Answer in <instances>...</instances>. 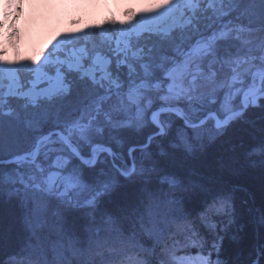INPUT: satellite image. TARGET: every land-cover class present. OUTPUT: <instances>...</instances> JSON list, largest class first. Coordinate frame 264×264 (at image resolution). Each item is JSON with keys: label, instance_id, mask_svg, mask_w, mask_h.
<instances>
[{"label": "rangeland", "instance_id": "rangeland-1", "mask_svg": "<svg viewBox=\"0 0 264 264\" xmlns=\"http://www.w3.org/2000/svg\"><path fill=\"white\" fill-rule=\"evenodd\" d=\"M0 1V64L15 65L17 67L27 65L31 67V61L42 59L40 55L42 52L54 53L55 55L52 59L55 61L57 58L64 59L71 53H79L81 49H86L93 58L99 57L101 64L105 61H110L108 67L113 72L119 70L125 93L127 92V85L131 84L132 81L129 79L128 62L117 65V57L124 60L122 52L117 49L118 41L121 44V48L128 40L133 45H138V47L128 53L129 61L141 59L154 62L161 60L165 56L171 58L176 55L174 44L160 42L157 39L159 35L171 34L175 44L183 43L187 47L191 43H195L197 39L219 32L227 26L233 29V35L222 38L218 42L212 56L203 62V71L206 73L216 72L219 79L225 77V74L230 70V64L233 62L243 59L247 61L245 66H259L262 63L260 58L264 56L263 28L251 30L247 26H236L232 20L235 19L232 16L238 14L244 15L250 20H261L264 22V0H212V7H207L209 0H201L200 7L194 15L188 9L183 10V26L186 27V30L182 33L177 27L180 17L173 18L171 16L174 12L177 15L179 14V10L176 9L175 5L167 12L160 9L148 11L164 3V0H104L102 4H99L97 0H51L49 5L44 0ZM183 2L184 0H177V3L182 4ZM188 18L191 19L189 26L187 25ZM238 28L242 30L239 33L240 38L235 35ZM133 52L139 53V57L134 56ZM56 67L58 65L55 63L47 65L46 70L49 76H55ZM62 71L67 74L66 69H62ZM140 71L142 72L143 69L140 68ZM97 75H102V72L97 71ZM19 76L24 91L33 87L32 80L35 79L34 76L27 72H21ZM69 79H71L70 76ZM248 83H250V77L246 76L245 87ZM47 86V79H43L35 84V89L39 92ZM7 91V82H5L0 87V92L7 93ZM225 92V89L217 88L216 99L210 101V105L219 108L224 101ZM91 96L90 89L81 85L71 88L68 93L56 99L55 102L45 101L38 105L30 104L27 108L24 104V97L6 96L5 99L11 101V103L8 107L0 110V156H3L0 158L15 157L16 160L18 154L23 155L24 150L28 148L27 145L29 146L32 143L33 138L31 139V135L35 131L34 124L37 122L43 131L49 127L54 128L52 130L54 133L56 131L58 133L64 131L66 124L80 118L84 108L91 103ZM40 99L43 98L41 97ZM240 100H242L240 95L232 97V102L236 106H239ZM158 103H162V101ZM181 107H184V105L182 104ZM9 112L12 114L8 115L7 113ZM173 114L176 115L175 112H171L170 115ZM101 118L105 119L103 116ZM150 118L151 112L149 113V122H151ZM159 119L161 121V114ZM169 120L167 119L168 123L164 120L165 124L161 121V126H169ZM214 127L215 122L212 121L208 128L189 129L182 125H175L174 131H176V137L183 146L186 143L191 146L192 143L214 138L215 134L218 133L213 130ZM117 128L130 129L128 127L111 126H105L102 130L93 129L91 133L92 139L102 140L105 145H109L107 139L119 134L116 131ZM49 133L50 131L46 134ZM56 139H58V136ZM77 139H79L78 136ZM116 142H113L115 147L121 148V146H117ZM79 148L82 149V152L88 151V155L91 154V148L87 142H81ZM9 154L10 157H4ZM137 154L140 155L141 160L146 161L145 170L141 173L137 168L127 178L138 177L137 175L141 177L144 173L145 175L146 173H155L159 176L164 172L162 162L151 166V158L149 157L152 154L149 151H139ZM56 155V152H52L50 153V159L43 160V157H40V159L43 160L45 165H54ZM107 155V152L100 155L98 158L99 165L105 164L104 160ZM15 160L13 163L15 169L7 173H13L16 169H19L20 174H23L24 169L16 164ZM14 173L16 176L17 170ZM114 179L105 180L102 183H111ZM16 185L14 187L9 185L12 188V192L17 190ZM20 191L21 197L25 198L22 188ZM178 193L180 194V191ZM27 199L30 200L32 206L33 200L38 202V207L35 211L37 210L43 216L36 223L41 224L43 220L41 228L50 230L52 228L49 224L50 221L55 225L63 224V221L58 218V214L57 218L52 217V215L53 213L56 215L54 209L58 206L64 207L69 206V204H64L55 197H41L37 193H28ZM210 204L207 205L209 206ZM156 217L155 220H160L161 224H163L162 215ZM128 223L129 221L124 225L126 230L123 232L126 239L124 236H117L115 233V235L108 234L97 238L101 236V233L95 232L97 237L93 239L92 249L100 250V254L97 256L92 250L91 253L87 251V261H95L96 256L102 257L101 262L103 264L124 262V260H128L129 256L134 260V263L136 261L160 260L159 255L161 253L164 254L161 255L162 257L169 256L170 253L175 252L179 246L188 240L186 239L188 236L182 234L183 239H177L172 243L167 241L166 245L164 232L161 228L154 227L152 229L154 235L152 234L151 236L147 231L143 232L140 228H136L135 222ZM156 225L158 224L156 223ZM186 230L188 231V229ZM37 232L40 236L44 233L41 231ZM61 232L62 230L57 235L58 238H56L64 242L65 240H62L64 236ZM192 240L190 239L189 243ZM98 242H102V249L97 248ZM121 243L122 245H120ZM161 245H163L162 248ZM104 250L107 251L106 255H102ZM36 252L42 254V251ZM25 253L27 252L24 251L23 254ZM38 257L40 258L39 264H42V256L38 255ZM51 260L53 259L46 258V262L48 261L47 263L49 264H51Z\"/></svg>", "mask_w": 264, "mask_h": 264}, {"label": "snow or ice", "instance_id": "snow-or-ice-1", "mask_svg": "<svg viewBox=\"0 0 264 264\" xmlns=\"http://www.w3.org/2000/svg\"><path fill=\"white\" fill-rule=\"evenodd\" d=\"M200 2L201 0H184L181 4L177 3V0H164V3L148 11L160 9L167 12L175 5L179 14L174 12L171 16L180 17L177 27L182 33L186 30L183 26V10L188 9L194 15L200 7ZM207 7H212V0H209ZM190 24L191 19L188 18L187 25ZM240 31L242 30L238 28L235 32L238 38H240ZM231 35H233V29L225 26L219 32L197 39L195 43L187 47L183 43L175 44L171 34L159 35L157 39L160 42L174 44L176 55L171 58L165 56L154 62L141 59L129 61L128 53L138 45H133L128 40L121 48L118 41L117 49L122 52L124 60L117 57V65L128 62L129 79L132 81L127 85L126 93L124 84L121 83L119 70L113 72L108 67L110 61L101 64L99 57L93 58L86 49H81L79 53H71L64 59L57 58L55 61L52 59L54 53L42 52L40 54L42 59L31 61V67L0 64V87L7 82L8 89L7 93L0 92V110L11 103L5 99L6 96L24 97L27 108L30 104L55 102L71 88L81 85L90 89L92 93L91 103L84 108L80 118L70 121L65 125L64 131L56 134L58 140L51 134H46L38 122L34 124L32 143L24 150V154H18L15 160V163L24 169V173L20 174L17 169L15 179L11 173H0V188L6 183L18 182L22 185L25 199L28 193H37L44 198L55 197L64 204H76L91 209L111 190L112 184L109 182L99 186L90 184L84 178L85 167H94L101 153L107 152L113 155L111 148L102 140L92 139L93 129L102 130L105 126H111L141 131L149 125L151 112V123L158 126L159 134H166V129L161 126L159 119V113L166 111L175 112L189 128H208L214 121L213 130L222 131L232 121L240 118L245 109L250 106H259L261 101H264V56L260 58L262 63L259 66H245L247 61L243 59L233 62L223 79H219L216 72L203 71V62L212 56L218 42ZM133 55L139 57L137 52H133ZM53 63L58 67L55 69V76H49L46 70L47 65ZM140 68L143 69L142 72ZM62 69H66L67 74ZM97 71H101L102 75L98 76ZM21 72H27L35 77L32 80L33 87L27 91H24L21 86L19 76ZM246 76L250 77V83L245 87ZM43 79H47L48 86L37 92L35 84ZM217 88L226 90L224 101L219 108L210 105V101L216 99ZM235 95L242 96L239 106L232 102V97ZM41 97L43 99H40ZM160 101L162 103H158ZM182 104L184 107H181ZM102 116L105 119H102ZM151 139L150 135L149 143ZM81 142L88 143L91 148L90 155H85L79 150ZM57 144L59 147H55ZM185 146L189 149L191 147L187 143ZM52 152L57 153L55 164L45 165L43 160L50 159ZM40 157H43V160ZM120 171L122 175H131L136 171L135 163L133 162L131 168L125 165ZM160 179L163 183L172 186L177 184V180L171 176H161ZM229 206L230 198L223 193L211 201L208 210L227 214ZM37 207L38 202L33 200V209ZM205 219H207V213ZM39 227H41L39 223L35 225V228L31 223L29 224V229L33 232ZM192 243L199 245V240L193 238ZM212 247L217 251L215 259L211 255H200L194 260L182 257L177 264H224L219 256L220 245L214 242ZM102 248V242H98V249ZM7 264H39V257L29 251L24 255L9 257ZM135 264H143V262L136 261ZM162 264L166 262L162 261ZM255 264H258V261Z\"/></svg>", "mask_w": 264, "mask_h": 264}, {"label": "trees", "instance_id": "trees-1", "mask_svg": "<svg viewBox=\"0 0 264 264\" xmlns=\"http://www.w3.org/2000/svg\"><path fill=\"white\" fill-rule=\"evenodd\" d=\"M232 17H235L231 19L236 26H247L251 30L263 28L264 31V22L261 20H250L238 14ZM170 114L163 113L161 120L167 116L170 117ZM173 122L180 124L176 118ZM153 126L149 122V125L141 131L117 128L116 131L119 134L108 137V144L114 149L113 142L123 138L132 146L142 145L145 138L147 139L155 132L156 129ZM172 126L166 128L168 132L164 136L160 135L152 139L153 146L150 147L152 149L161 145L167 147L164 150L165 154L158 158V161L163 163L164 172L157 178L147 179L144 176L127 178L120 175L113 167H107L105 170L107 180L115 179L111 181V190L98 201L100 206L94 210V213L97 211L104 214L105 222L108 223L104 222L102 225L94 218L93 222L98 225L89 231L73 228L71 224L78 221L74 214L83 207L75 205L76 211L67 212L71 219L64 221L63 228H60L64 242L57 237L37 245L36 242L28 241L30 237L24 238L25 234L21 228L22 218L18 216L17 210L23 209V205L30 204V200L12 192L9 185L14 187L18 182L6 183L0 188V259L9 254L8 257L20 256L24 251H43L44 253L40 255L42 264H49L46 258L53 259L51 263L55 264H100L102 257L97 258L100 250L92 249L93 239L97 237L95 232L101 233V236L97 238L114 233L125 237L124 225L129 221V223L140 224L144 232L147 231L151 236L154 235L152 231L154 227L161 228L166 245L167 241L172 243L177 239H183L182 234L188 236L186 238L188 240L175 252L196 246L215 259L217 251L212 247L215 242L220 245L219 256L224 264H255L257 261L258 264H264V103L258 107L250 106L245 109L243 115L226 126L218 136L192 143L190 147L193 149L192 153L188 150H176L169 147L170 143L180 144ZM53 129L49 127L44 132L47 133ZM33 135L34 133L31 139ZM56 137L54 135V139ZM144 151L148 150L144 149ZM4 157H10V154ZM108 160V156H105L103 165H108ZM77 163H79L78 160ZM0 169L7 174L15 168L14 164H6L0 165ZM87 169L92 167H85V170ZM14 174V172L11 173V175ZM91 175L93 174L89 176ZM165 175L174 177L177 184L172 186L163 183L160 177ZM13 178L15 179L16 176L14 175ZM105 179L102 178V181ZM159 188L165 189L163 195L156 192ZM223 193L230 198L227 214L209 212L207 204ZM139 204L141 205L138 206ZM180 211L182 213L179 214ZM206 213L207 219H205ZM157 215H162L163 224L155 225L154 217ZM151 223L154 225L151 226ZM36 235L40 236L38 232ZM42 236L49 235L43 233ZM193 238L199 240V245L189 243V240ZM91 250L98 253L95 252L97 254L95 261L87 262L86 252L91 253ZM15 251L17 252L13 253ZM106 252L102 251V255ZM77 255L81 256L78 261ZM161 255L164 254L161 253ZM161 255H159L160 258ZM152 262L158 264L157 260ZM0 264L5 263L0 260Z\"/></svg>", "mask_w": 264, "mask_h": 264}, {"label": "bare ground", "instance_id": "bare-ground-1", "mask_svg": "<svg viewBox=\"0 0 264 264\" xmlns=\"http://www.w3.org/2000/svg\"><path fill=\"white\" fill-rule=\"evenodd\" d=\"M45 3H47V5L50 4L51 0H44ZM97 2L99 4H102L104 2V0H97ZM1 3V1H0ZM264 103V101H261L260 104ZM260 106V105H259ZM252 107H258V106H252ZM244 113V111H243ZM242 113V115H243ZM174 115V114H173ZM175 117L173 118L171 115L170 117L167 116L165 118H163L162 123L165 124L164 120H166V122L168 123L167 119H170L169 122V126H165L164 128H168L170 127L171 125L172 128L175 129V125L177 126H181L180 124L182 123V126L186 127V128H189L187 126L184 125V122L182 120V118L178 117L177 115H174ZM177 119L180 124H175L174 119ZM173 123V124H171ZM156 130L154 133L151 134V137L152 139H155L157 138L158 136L160 135H163L164 134H159V128L158 126L154 125L153 126ZM151 128V126H150ZM125 130H127V128H124ZM148 129V128H146ZM190 129V128H189ZM223 131V130H222ZM218 132L217 134H215V136L221 134V132ZM168 132V130L166 129V133ZM52 133V134H51ZM58 132L56 131L55 133L51 130L49 134H51L53 137L54 135H56ZM150 136V135H149ZM148 136V137H149ZM214 136V137H215ZM148 137L147 139L145 138V142L144 144L142 145H139V146H135V145H131L129 144V142H127L125 139L121 138L119 141H117V145L118 146H122L121 148H112L111 146H109L112 150V153L113 155H109L111 157V160L109 161V164L108 165H99L97 166V164L94 166V168L92 167V169H87L85 170V173H84V178L86 181H88L90 184L92 185H100L102 184V178H106L105 180H107V177L105 176V170L108 168H111L113 167L116 171L119 170V168H122L121 166H124V165H127L129 168L132 167L133 165V162L135 163V166H136V169L138 168L141 173L145 170V163L146 161L145 160H141L140 159V155H138L137 153L139 151H143L144 152V149L148 150L152 155L149 157L151 158V166H153L154 164H158L160 163L158 161V158L165 154V149H167V147L161 145L159 147H156L155 149H152L150 147H152L153 145H151L152 143V139H151V142L149 143L148 142ZM10 140V139H9ZM179 141V140H178ZM180 144H174V143H170L169 144V147L173 148V149H182L183 151H186L188 150V152L192 153L193 149H189L188 147L185 148V146L182 145V143L179 141ZM127 145V146H126ZM123 146H126V147H123ZM130 149H132V151H130ZM169 152V151H168ZM83 153V152H82ZM85 154V153H83ZM103 154V153H101ZM85 155H88V154H85ZM14 160H15V157H10V158H7V159H2L0 158V165H6V164H13L14 163ZM147 160V159H146ZM79 161V160H78ZM158 169V168H157ZM17 170V169H16ZM16 170L14 172H16ZM95 170V171H93ZM92 172V173H91ZM0 173L2 174H6L5 171H3L2 169H0ZM90 174H93L91 176H89ZM138 177H140L139 175H137ZM144 178H147V179H150V178H157V175L155 173H144ZM156 183V182H155ZM17 189H20L22 188V185H20L19 183L16 185ZM163 191H165V189L163 188H159L156 192H159V195H163ZM21 192V191H20ZM19 191L15 190L13 193L18 195L20 194ZM157 198H160V197H157ZM153 200V199H152ZM171 201V200H170ZM100 203V202H99ZM97 204L94 208H86V207H82L81 209L79 208V210H77V212L74 214L75 218L78 219V221L76 220L73 224H71V226L73 228H80V230H83V231H89L91 228L97 226L95 225L96 223L93 222L94 218L96 219L97 222H100L102 225L104 224V222L106 221V218H105V215L102 214V213H98L96 211V213H94L99 206L100 204ZM173 206L177 205V204H172ZM23 209H20V210H17L18 212V216L20 217V219L22 218V231L24 232V238L25 239H28V241H33V242H36L37 245H41L44 241L45 242H48L50 241L51 239H54L56 237H58L57 235L60 233L61 229L60 228H63V225H55L53 224L51 221H50V230L52 229V231L50 230H47V229H43L41 228L42 227V224H43V220L41 222V227H39L38 229H35V231H30L29 229V224L31 223L33 228H35V225L37 224V220H39V218L43 215L39 214L37 212V210L35 211L33 209V206L32 204H27V205H23ZM65 207V208H64ZM58 206L57 208L54 209V211H56V215H52V217H56L57 218V214H58V218L61 220V221H68L70 220L71 218L68 216L67 212L70 211V212H74L76 211V206L74 204L72 205H67V206ZM176 210V209H174ZM182 213L181 211L179 212V214ZM158 216V215H157ZM157 218V217H154V219ZM73 219V218H72ZM161 220L163 221V219L161 218ZM47 222V221H46ZM45 222V223H46ZM155 223H157L158 225L161 224V221L160 220H155ZM45 225V224H44ZM151 226L154 225L153 223L150 224ZM156 225V224H155ZM135 227L136 228H140L141 231L144 232V230L142 229V227L140 226V224H135ZM147 227H150V226H147ZM37 231H42L44 233H47L49 236L48 237H44V236H38V235H35V233H37ZM19 245V244H18ZM122 245V243L120 244ZM113 248V247H112ZM187 249L189 251L192 252V249H195V250H199L198 247L196 246H193V247H187ZM17 251L13 252V253H16ZM96 252V251H95ZM12 253V252H11ZM33 253L38 257V255L40 256L41 254H39L40 252H34ZM38 253V254H37ZM44 252L42 251V254ZM98 253V252H96ZM199 253V252H198ZM10 255V254H9ZM9 255H6L4 256L3 258H1L0 260L2 261V263H5L7 264V259L9 258L8 256ZM20 255H23V254H20ZM106 255V254H105ZM81 258L80 255H77V261ZM96 258V257H95ZM98 258V257H97ZM86 260V259H85ZM155 260V259H154ZM153 260V261H154ZM88 262V261H87ZM117 263V262H115ZM115 263H109V264H115ZM124 264H132V262H129V263H126V262H123ZM51 264H55V263H51ZM101 264V263H100ZM168 264H173V263H168Z\"/></svg>", "mask_w": 264, "mask_h": 264}, {"label": "water", "instance_id": "water-1", "mask_svg": "<svg viewBox=\"0 0 264 264\" xmlns=\"http://www.w3.org/2000/svg\"><path fill=\"white\" fill-rule=\"evenodd\" d=\"M119 171H120V169H119ZM121 172V171H120Z\"/></svg>", "mask_w": 264, "mask_h": 264}]
</instances>
